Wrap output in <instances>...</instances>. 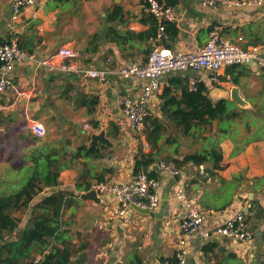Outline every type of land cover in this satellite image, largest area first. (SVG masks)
I'll list each match as a JSON object with an SVG mask.
<instances>
[{
	"label": "crops",
	"instance_id": "0c3cea01",
	"mask_svg": "<svg viewBox=\"0 0 264 264\" xmlns=\"http://www.w3.org/2000/svg\"><path fill=\"white\" fill-rule=\"evenodd\" d=\"M14 1L0 0V41L17 37L23 48L38 56L70 46L80 53L84 63L113 71L107 84L75 74L37 70L34 65L17 66L12 72L17 90L12 88L0 98V195L12 194L21 188L25 182L23 173L32 166L30 155L42 143L50 149L66 147L68 153L66 158L61 157L66 164L60 174L61 184L46 186L28 207L12 211L13 216L20 219L18 229L26 226L32 206L45 194L62 189L71 193L63 212L64 228L68 230L65 239L76 251L70 264H128L137 257L143 264H165L176 260L180 248L188 250L187 264H264V219H247L252 199L259 200L264 207V140L252 142L234 153L232 139L221 138L214 126L206 135L209 140L180 141L179 151L173 154L178 159L219 145L223 151L222 168L212 174L210 162L191 163L178 170V181L177 173L171 168L161 167L165 162L161 155L155 164L158 165L155 170L161 206L148 214L135 209L131 212L129 227L109 220V211L116 206L113 196L100 197V202L82 199L89 191L86 187L91 184L92 188L97 177L111 184L131 180L139 149L150 150L146 137L133 129L121 104L125 95L138 97L143 80L124 78L116 72L121 65L145 62L157 43L158 24L147 10L149 0H35L17 20L12 17ZM161 1L171 5L176 13V20L167 24V36L161 44L175 51H197L207 42L214 27H219L225 38L245 48L264 44V8L261 6L235 8L226 3L216 9L206 5L204 0ZM116 36L121 37L119 41ZM109 58L113 63L108 62ZM186 76L205 82L214 101L232 99L234 87L247 99L264 86V69L249 63L224 67L220 71V82L213 87L208 73L195 70L165 77L164 87L171 77L183 80ZM232 77L238 78L240 83L233 84ZM174 91L181 93L179 88ZM161 93L150 102L151 116L162 118ZM31 117L44 125L50 122L64 129H51L45 137L38 138L23 127ZM72 130L77 135L72 134ZM101 135L103 138H94ZM81 145H105L101 148L104 156L73 160V154ZM236 175L240 177V187L233 201L218 209L216 206L225 201L217 197L220 179L232 180ZM180 181L195 198L207 227L244 211L246 222L255 232L254 241L237 244L224 236L203 239L200 234L182 232L180 223L186 209L175 195ZM18 232L6 237L15 239ZM84 251L86 255L80 258Z\"/></svg>",
	"mask_w": 264,
	"mask_h": 264
},
{
	"label": "trees",
	"instance_id": "16d2710c",
	"mask_svg": "<svg viewBox=\"0 0 264 264\" xmlns=\"http://www.w3.org/2000/svg\"><path fill=\"white\" fill-rule=\"evenodd\" d=\"M173 33L175 34V31ZM120 38L115 37L117 41ZM232 82L236 85L240 83L235 77H232ZM211 86L216 84L211 82ZM176 88L180 89V94L175 93ZM209 92L210 87L205 82L198 83L197 89L194 90L188 76L183 80L170 78L169 84L161 93L162 118L149 115L146 119L144 135L150 150L146 152L143 148L139 149L135 157V172L144 169L150 177L158 178L154 165L162 155L167 165L173 163L178 170L191 163L201 165L210 162L214 174L215 170L222 168L223 151L219 145L187 153L182 159L173 155L179 151L178 145L182 141L179 137L209 140L210 137L206 135L212 132L214 126L215 132L221 138L232 139L235 145L234 153L244 150L252 142L264 140V86L257 93L247 97L252 107H241L236 101L228 98L214 101ZM44 145L46 143H42L30 155L32 171L21 188L15 193L0 195V264H29L38 255L43 256L39 264H70L76 254L71 242L65 239L68 230L64 228L63 212L71 195L69 191L58 189L45 194L32 206L31 217L23 229H18L20 219L12 214L13 210L28 207L46 186L58 187L61 184L60 174L66 165L62 163L61 157L66 158L67 148L50 149ZM105 147L81 145L72 158L99 159L104 156L101 148ZM166 151L168 154L163 155ZM97 178L96 182L104 181L103 177ZM220 181V194L218 193L217 197L225 201L216 207L223 209L233 201L240 187V177L236 175L232 180L221 178ZM91 186L89 184L86 189L90 190ZM250 204L247 219H264V207L260 201L252 199ZM15 231H19L15 239L6 237ZM262 236L264 239V232ZM128 264L143 262L137 257Z\"/></svg>",
	"mask_w": 264,
	"mask_h": 264
},
{
	"label": "built area",
	"instance_id": "2783aa9c",
	"mask_svg": "<svg viewBox=\"0 0 264 264\" xmlns=\"http://www.w3.org/2000/svg\"><path fill=\"white\" fill-rule=\"evenodd\" d=\"M35 0H15L12 6V17L17 20L22 11ZM206 5L218 9L222 4H229L235 8L248 6H261L264 0H204ZM148 12L158 24L156 33L157 43L143 63L132 62L121 65L116 69L124 78H137L143 80L142 89L138 97L123 96L121 98L122 110L135 131L144 135L146 119L150 115L149 107L152 98L159 95L164 87L165 77L188 70L204 71L209 74L211 82H220V71L224 67L233 65L257 64L264 69V44L243 47L239 42H232L225 38L219 27H214L207 42L197 51L180 52L161 44L167 36V24L176 20L173 7L161 0H149ZM240 40L243 37H239ZM108 62L113 63L109 58ZM34 65L37 70L46 69L49 72L75 74L82 77L93 78L101 83H109L110 68H96L84 63L78 51L70 46H61L46 56H38L22 47L17 37L9 41H0V98L16 87L12 80V72L17 66ZM199 79H191L192 89L196 90ZM30 130L38 138L47 134V128L42 121L31 117ZM162 168H171L175 173L178 169L174 165L161 163ZM158 178L150 177L148 171L140 169L135 172L131 180L123 183L111 184L100 181L96 189L100 197L113 196L116 206L109 211L108 218L112 223L122 227L131 224V212L136 208H148L157 211L161 206L162 197L158 191ZM94 186V185H93ZM177 199L185 206L186 212L180 223V230L194 235L200 234L203 239L215 236H224L234 243H250L255 239V232L245 219L244 211H239L230 219L214 226H206L203 214L196 205L184 184L180 181L175 193ZM105 199V198H104ZM188 250L180 248L174 262L165 264H187ZM42 255L36 256L29 264H39Z\"/></svg>",
	"mask_w": 264,
	"mask_h": 264
},
{
	"label": "water",
	"instance_id": "95a60500",
	"mask_svg": "<svg viewBox=\"0 0 264 264\" xmlns=\"http://www.w3.org/2000/svg\"><path fill=\"white\" fill-rule=\"evenodd\" d=\"M231 98H232V100L236 101L241 107H245L247 104H251L250 101H248L243 96H241L238 87H234L232 89ZM94 138L95 139L103 138V135H101V136H95ZM106 144H109V143H106ZM90 146H92V145H90ZM154 168L155 169L158 168V165H154ZM176 179L178 181L180 180L179 173L176 174ZM96 184H97V182H95L93 184L94 186L89 191H87L86 193H84L82 195V199H92V200H94L96 202H100V195H99V193H98V191L96 189ZM238 198L242 199V196L241 195H238ZM136 209H138L139 211H141L143 213H147V214L150 213V209H148V208H145V209H143V208H136ZM246 211H248V210H246ZM257 233L258 234L260 233V229L257 230ZM85 255H86V251H84V252H82L80 254V258H83Z\"/></svg>",
	"mask_w": 264,
	"mask_h": 264
},
{
	"label": "rangeland",
	"instance_id": "374dc122",
	"mask_svg": "<svg viewBox=\"0 0 264 264\" xmlns=\"http://www.w3.org/2000/svg\"><path fill=\"white\" fill-rule=\"evenodd\" d=\"M23 125H24V126H23ZM23 125H21V127H22V126H23L24 128L26 127V128H28L29 131H31V130H30V124H29V122H28V123H24ZM45 126H46V128H47V132H50L51 129H54L55 131H57V130H61V129H64V127L62 128L61 126H53V125L50 124V122H49V123H45ZM72 131H74V130H72ZM65 134H66V132H65ZM65 134H64V135H65ZM72 134H76V135H77V133H76L75 131H74ZM140 135H141V134H140ZM78 136H79V135H78ZM179 139L183 140L184 143H189V141L191 140V139L186 138V137H183V136L179 137ZM181 149H182V148H181ZM163 155H164V154H163ZM31 171H32V168H31V167L25 169V171H24V173H23V179H25V182H26L27 178L30 176ZM25 182H24V183H25Z\"/></svg>",
	"mask_w": 264,
	"mask_h": 264
}]
</instances>
